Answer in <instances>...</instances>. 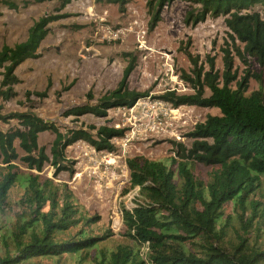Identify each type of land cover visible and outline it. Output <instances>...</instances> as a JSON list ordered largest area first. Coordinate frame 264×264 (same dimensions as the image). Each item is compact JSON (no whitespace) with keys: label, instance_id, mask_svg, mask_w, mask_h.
<instances>
[{"label":"trees","instance_id":"trees-1","mask_svg":"<svg viewBox=\"0 0 264 264\" xmlns=\"http://www.w3.org/2000/svg\"><path fill=\"white\" fill-rule=\"evenodd\" d=\"M54 1H59L61 10L75 0H23V6ZM143 1L150 31L161 21L164 7L175 1L194 7L186 15L187 24H197L206 17L223 18L231 44L222 50V74L215 70L213 58H206V70L186 51L192 69L181 78L193 93L179 96L166 92L159 97L175 108L217 109L219 116H207L194 126L187 134L192 140L190 148L173 143L174 158L126 160L129 189H137V193L131 209L121 208L123 231L119 236L123 243L112 248L105 246L113 237L110 231L95 235L92 230L99 217L86 215L75 204L67 185L41 179L39 173L49 163L56 174L65 171L72 175V163L62 165L64 152L78 142L96 152H116L111 141L123 138L125 130L72 124L86 115L104 119L107 111L131 108L148 97L147 92L128 89L135 58L127 55L128 64L114 90L95 102L88 91L83 107L64 113V119L76 118L69 127L46 124L31 113L0 115L3 124L16 122V127L0 131V264H36L41 260L51 264H65L67 260L75 264H264V204L255 199L264 188V96L261 91L246 95L252 77L248 73L232 85L236 80L232 73L234 57L245 65L250 58L264 71V0ZM107 2L124 12L127 0ZM0 6L18 9L13 0H0ZM59 18L63 16L43 17L29 28L24 42L2 46V102L16 97L14 89L20 82L16 69L27 60L39 58L48 26ZM50 86L43 92H26V100L31 96L46 98ZM205 89L208 97L204 96ZM45 132L54 134L51 159L38 144L39 135ZM17 160L27 174H21L14 164ZM197 166L207 170L202 177L195 174ZM16 183L23 194L11 206L8 194Z\"/></svg>","mask_w":264,"mask_h":264},{"label":"rangeland","instance_id":"rangeland-1","mask_svg":"<svg viewBox=\"0 0 264 264\" xmlns=\"http://www.w3.org/2000/svg\"><path fill=\"white\" fill-rule=\"evenodd\" d=\"M13 1L18 6L16 11L0 6V49L4 45L13 47L24 42L29 28L43 17L63 18L49 24V33L38 50L39 58L27 60L16 69L15 76L20 81L14 89L16 97L8 102L0 100L1 116L31 113L42 119L51 118L63 103L85 104L88 91L94 95L95 102L117 85L128 64L127 55L135 58L134 69L127 81L128 89L148 93V97L140 102L161 101L159 97L166 92H174L179 96L191 95L192 89L181 78L182 73L190 74L192 69L185 52L193 58L197 57L198 65L204 64L206 70V58H213L215 70L221 75L222 50L231 44L222 17H206L197 24H187L186 15L194 7L181 1L164 7L161 21L152 31L148 29L150 17L143 0H127L124 12L107 0H75L61 10L59 1L27 6H23V0ZM233 63L232 73L236 80L232 85L248 73L252 77L248 79L246 95L261 91L264 96V71L250 58L246 65L237 57H234ZM49 83L51 86L46 98L31 96L26 100V92H43ZM204 96H209L206 89ZM137 104L130 111L125 108L111 109L104 119L81 116L77 123L72 124L108 125L114 129H126L125 134L130 141L126 142L124 153L120 151L121 146H116L117 152L121 154V163L114 166L115 173H91L87 160L91 149L82 142L66 148L64 152L65 163L62 165L72 163L69 164L73 169L72 175L65 171L56 174L49 163L39 173L41 179L67 185L75 204L86 215L99 217V222L92 226V230L95 235L107 230L113 234L106 247L113 248L123 243L119 236L123 231L121 208L131 209L135 203L137 189H129L128 170L123 168L126 160L142 157L157 162L174 158L173 143L190 148L192 140L187 134L194 126L204 122L207 116H219L217 109L181 106L176 115L179 120H170L174 116L170 114L166 119L169 128L160 135H152L140 131L136 124L143 113ZM174 108L171 106V109ZM74 120L76 118H62L68 125ZM107 120L112 122L106 124ZM12 127H16L13 120L7 124L0 122L1 132ZM131 131H134V136H130ZM53 139L54 134L49 132L40 134L38 138L39 146L45 148L49 159ZM15 149L19 157L23 156L17 142ZM14 164L22 175L27 174L19 160ZM206 172V169L197 166L195 174L202 177ZM113 175L117 176L116 180L111 178ZM22 194L20 184L16 183L8 194L9 204L13 206L17 203ZM255 199L264 204V188L257 192ZM10 215L9 212L7 217ZM36 264H51V261L41 260ZM65 264H75V261L67 260Z\"/></svg>","mask_w":264,"mask_h":264},{"label":"built area","instance_id":"built-area-1","mask_svg":"<svg viewBox=\"0 0 264 264\" xmlns=\"http://www.w3.org/2000/svg\"><path fill=\"white\" fill-rule=\"evenodd\" d=\"M115 37V36H114ZM138 103V104H137ZM137 107H140L143 111L142 115L140 116V120L136 122L138 125V128L140 131H144L148 134L152 135H160L164 133L167 128H169L170 125H168V122H166V119L170 116V114H174V116L170 117V120H179L176 118V115L179 113L180 109L182 108L177 107L174 109H171V106L167 103H164L162 101H154L152 103L148 102H140L138 101ZM135 104V105H136ZM134 105V106H135ZM133 106V107H134ZM144 108H142V107ZM131 107V108H133ZM131 108H125V109H131ZM134 107L133 109H135ZM130 111V110H129ZM142 120H145L142 122ZM141 121V122H140ZM124 128V127H123ZM143 128V129H141ZM126 131V129H123ZM134 131L130 132V136H134ZM127 135L124 134L123 138H115L111 141V143L115 146L119 145L121 146V153H124L123 150L126 148V142H129ZM91 149V155L87 157L88 163H89V169L92 171L91 173H115L114 166L119 165L121 154L120 151L114 153H108V152H96L94 149H92L90 146H88ZM126 168L125 164L124 167ZM113 180L117 179V176L113 175L111 177ZM146 252V246H144V249L142 250L141 254L144 255Z\"/></svg>","mask_w":264,"mask_h":264},{"label":"water","instance_id":"water-1","mask_svg":"<svg viewBox=\"0 0 264 264\" xmlns=\"http://www.w3.org/2000/svg\"><path fill=\"white\" fill-rule=\"evenodd\" d=\"M83 106H84V103H82V104L74 103L71 105H67L66 103H63L61 105V107L56 111V114L54 117H51V118L47 117V118H44L43 120L46 124H55V125H58L59 127H62V128L69 127L68 124H66L62 121L64 113L67 111L76 109V108H81ZM108 122L111 123L112 121L111 120L105 121L106 124ZM72 128H74V127H72ZM59 163L61 164L60 160H59Z\"/></svg>","mask_w":264,"mask_h":264},{"label":"crops","instance_id":"crops-1","mask_svg":"<svg viewBox=\"0 0 264 264\" xmlns=\"http://www.w3.org/2000/svg\"><path fill=\"white\" fill-rule=\"evenodd\" d=\"M119 81H120V80H119ZM117 84H118V83H117ZM116 86H117V85H116ZM116 86L114 87V89L116 88ZM114 89H113V90H114ZM83 162H84V160H83Z\"/></svg>","mask_w":264,"mask_h":264}]
</instances>
